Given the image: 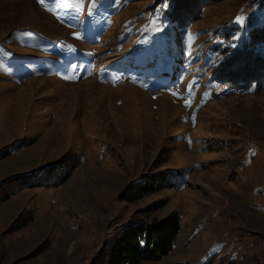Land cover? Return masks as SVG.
<instances>
[{"label": "rangeland", "instance_id": "374dc122", "mask_svg": "<svg viewBox=\"0 0 264 264\" xmlns=\"http://www.w3.org/2000/svg\"><path fill=\"white\" fill-rule=\"evenodd\" d=\"M158 2L0 0V191L69 174L0 199V264H107L122 227L174 212L173 251L142 264H264V89L209 71L264 0L211 3L186 31ZM178 170L183 185L125 200Z\"/></svg>", "mask_w": 264, "mask_h": 264}, {"label": "trees", "instance_id": "16d2710c", "mask_svg": "<svg viewBox=\"0 0 264 264\" xmlns=\"http://www.w3.org/2000/svg\"><path fill=\"white\" fill-rule=\"evenodd\" d=\"M157 1H160L158 6L162 5L163 7L164 4H169L171 21L177 28L186 31L194 21L201 18L205 6L219 0ZM216 33L221 32L217 30ZM222 35L225 39H229L230 45L219 44L211 48L210 54H220L218 61L212 65L207 64L209 65L211 83L230 90L264 89V22L260 26L249 29L244 35L240 46L233 44L234 40H232L231 33L224 32ZM60 47H63L62 43L58 44V49ZM70 53V55L77 56L75 50ZM208 56L211 55L208 53ZM207 61L210 62V58ZM45 172L40 173L41 176L28 181H18L16 185L8 184L5 187L6 183H4L0 191V195H2L0 199L9 200L21 190L41 186L43 180H49L51 185H54L52 183L53 179L59 180L58 184H60L69 178V174L64 176L58 167L48 168ZM44 175L47 178H43ZM39 179L41 180L37 182ZM184 179L185 173L180 170L156 172L142 180L135 181L127 192L125 200L134 202L145 194H152L165 189H175L183 185ZM162 205L163 202L155 207H149L147 211H153ZM180 230V216L175 212L161 221L151 224L131 222L120 229L111 249L107 252L104 262L107 264H142L149 261H158L173 251Z\"/></svg>", "mask_w": 264, "mask_h": 264}, {"label": "snow or ice", "instance_id": "6c2138e0", "mask_svg": "<svg viewBox=\"0 0 264 264\" xmlns=\"http://www.w3.org/2000/svg\"><path fill=\"white\" fill-rule=\"evenodd\" d=\"M76 35H79L78 33Z\"/></svg>", "mask_w": 264, "mask_h": 264}]
</instances>
